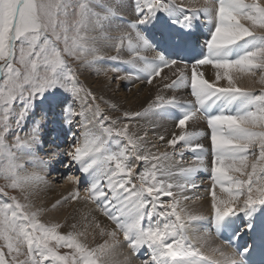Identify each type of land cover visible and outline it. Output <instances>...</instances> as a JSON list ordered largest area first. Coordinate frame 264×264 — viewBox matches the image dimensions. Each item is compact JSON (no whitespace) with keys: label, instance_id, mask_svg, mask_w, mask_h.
<instances>
[{"label":"snow or ice","instance_id":"obj_1","mask_svg":"<svg viewBox=\"0 0 264 264\" xmlns=\"http://www.w3.org/2000/svg\"><path fill=\"white\" fill-rule=\"evenodd\" d=\"M105 62L124 67L108 76ZM166 68L176 69L170 83ZM90 70L109 84L161 78L164 89L190 90L191 100L158 92L122 113L147 121L164 151L145 150L147 131L115 127L120 118L101 104L117 106L81 83ZM257 72L264 84V0L196 9L176 0H0V264H112L121 234L134 255L146 252L141 264H264V88L237 84ZM201 118L206 130H190ZM158 121L174 129L156 132ZM55 164L81 176L66 177L77 187L52 207L93 204L114 227L88 214L67 232L42 221L31 198L48 180L37 169L50 174ZM201 172L210 174L209 215L185 206ZM89 228L101 238L94 246ZM213 232L227 235L231 253L209 246Z\"/></svg>","mask_w":264,"mask_h":264},{"label":"bare ground","instance_id":"obj_2","mask_svg":"<svg viewBox=\"0 0 264 264\" xmlns=\"http://www.w3.org/2000/svg\"><path fill=\"white\" fill-rule=\"evenodd\" d=\"M194 1L197 3L199 8H202L205 6H211L210 0H194ZM194 9H196V8H194ZM109 54H114V53H109ZM111 66L108 67L105 64L99 65L101 70H107L108 71V76H113V75L115 76L117 73H113L110 71ZM175 71H176V69H174V68L167 69V70L162 71V75H166L169 78H171L172 76H174L173 73ZM203 73H204L206 79H209V80L214 79V70L211 68V66H206L203 69ZM119 74L122 75L123 73L121 72ZM96 76H97V78L93 80L94 85L91 88V91L94 90V92H96L97 95H100V97L102 96L105 101L109 100L108 102H110L112 100V103L117 106V109H120L123 111H139V110H141L142 108L147 106L146 102L148 100L154 98L153 93L157 92L156 87L153 85L148 86L146 83L145 86H141L139 84L137 87L132 86L129 88L128 93H131V95L129 97L122 98L120 96V94L118 93L119 91L116 90L114 87H112L111 84L108 83V77H106L104 75H96ZM259 80H260V77H257L255 79V77H249V76L245 75L242 77V79H239L237 81V84L239 87L247 88V89L250 88V90L253 91L254 89L252 90V88H264V84H261L259 82ZM123 82L124 81H121L119 83L117 82V84H123ZM157 82L159 84L158 86H160L162 82L165 83V81H163L162 79H159ZM239 82H241V83H239ZM159 94H161V93H159ZM181 95H183V94H180V96ZM146 96H150L147 101L145 100ZM103 105L107 106L105 104H103ZM144 105H146V106H144ZM101 106H102V104H101ZM104 108L108 109L106 107H104ZM120 117H123L122 114ZM126 122H128V123L130 122L131 131H133L137 134L143 135L145 130H147L148 133L149 132L153 133V130L150 129L147 121H144V120L128 121V120H126ZM157 123L162 125L161 127H158L155 130L156 132H159V133H164L166 131V129H170V127L172 126L167 121H158ZM190 124H192V122ZM193 127H195V126H193ZM172 130H173V128H172ZM151 136L154 138V141L159 142L156 139L155 135L151 134ZM147 142H149V141H147ZM151 144L152 143L149 142L146 144V146H150ZM64 147L66 149L67 144H65ZM72 169H76V168L73 167V168H71V170ZM29 170L31 171L32 169H29ZM141 170H143V166H141ZM37 171H40L41 174H47V180H48V183L46 185H41L40 191L32 197V202L36 203L35 207L45 209V212L43 213V215L41 217L42 221L52 222V223L58 222V223L65 224V227L62 228L61 231L67 232V231L71 230V225L74 223L78 225V228H82L83 224L85 223V221L83 220V216H84V214H88L89 220H91V217L94 216L96 219H98L100 221V223L103 226L114 227L113 225L110 224V222L107 220L106 217H104L99 211L96 210L94 205L85 204L83 201L76 202V201L69 200L67 203H63V204L59 205L58 207L53 208L52 205L55 204L57 200H61L63 197L68 196V194L71 191H73L77 187V185L71 183L69 180H67L65 178L64 179L61 178L63 173L61 175H59V171L62 172V165H60V164H56L55 170L50 171V174H48L49 170L47 171V170L37 169ZM70 171L68 169L66 170L67 173H69ZM59 178H60V180H59ZM51 181L56 182L57 186L52 184ZM51 185L52 186L54 185V187H52ZM79 190H80L81 196H84V188H80ZM218 190H219V188H217V192H218ZM210 202H211V198L206 197L205 200H203L197 204L195 201H188L187 203L189 205H185V206L187 208H189L191 211L207 215V214H210ZM88 231H89L88 243L90 245L94 246L95 243L101 242V238L98 235H96L95 241L93 240V233H92L91 228H89ZM213 234H214V237H216L214 232H213ZM200 235H201V233H194L193 234L194 237H198ZM119 239L122 242V236L121 235H120ZM207 239H208L209 246L219 247L227 253L232 252V250L230 249V247L227 244L222 243V242H218L211 235ZM200 242L201 241L197 242L198 246H199ZM205 251L207 252V248H205ZM111 261H112V264H138L137 262H135V260L132 257H129V254L127 253L125 246L123 244H120L119 246H117L115 248L114 252L111 254Z\"/></svg>","mask_w":264,"mask_h":264},{"label":"rangeland","instance_id":"obj_3","mask_svg":"<svg viewBox=\"0 0 264 264\" xmlns=\"http://www.w3.org/2000/svg\"><path fill=\"white\" fill-rule=\"evenodd\" d=\"M176 2H177V4H181V3H183L184 5H186V6H188V7H190V8H192V9H194V8H199V6L197 5V3L194 1V0H176ZM148 55H149V57H151V53H148ZM125 58H127V57H125ZM108 63V64H107ZM103 64H105L106 66H111V65H113V64H115V66L116 67H124V65H122V64H120L119 62H105V63H103ZM206 67V66H205ZM204 67V68H205ZM164 70H167V68L166 69H163V71ZM114 76V75H113ZM257 77H260V73L259 72H257V74H256V76H255V79L257 78ZM97 78V76H96V74H95V72L93 71V70H90V71H86V72H83L82 73V75L80 76V80H81V83L84 85V88L86 87L87 89H90L91 90V88L93 87V85H94V82H93V80L94 79H96ZM206 78V77H205ZM84 79V80H83ZM159 79H161V78H154V80H153V84H151V85H153V86H155L156 87V90H157V92H154L153 93V96L155 97L157 94H158V92L159 93H161L162 95H164V96H171V95H173V94H176V95H178L181 99H189V97L186 95V94H188V93H190V90H188V89H186L185 91L184 90H181V91H179V92H173L172 90H167V89H164L163 88V82L161 83V85L160 86H158L159 84H158V80ZM172 79H175V76H172L171 78H169V81H167V82H169L170 83V81L172 80ZM242 79V78H241ZM250 82V81H249ZM239 83H241V82H239ZM111 85H112V87H114L116 90H118L119 92V94H120V96L122 97V98H126V97H129L130 95H131V93H128V91H129V88L130 87H132V86H135V87H137L139 84L141 85V86H145L146 85V82H144V83H141V82H138V81H134V82H128V81H124L123 82V84H117V82L115 81V80H113L111 83H110ZM148 86H149V84H147ZM85 88V89H86ZM250 89V88H249ZM254 89V90H253ZM262 88H252V90H253V92H254V94H259V92H260V90H261ZM93 92H94V90H92ZM122 94H121V93ZM95 94H96V92H94ZM152 94V93H151ZM180 94H183V95H181L180 96ZM185 94V95H184ZM97 95V94H96ZM184 96V97H183ZM97 97L99 98L100 97V95H97ZM149 97L150 96H146L145 97V100L147 101L148 99H149ZM151 100V99H150ZM150 100H148L147 102H146V104H148V102L150 101ZM106 101H109V100H106ZM187 101V100H186ZM111 103H112V100L110 101ZM102 106L103 107H106L107 108V106H104L103 104H102ZM144 106H146V105H144ZM124 111L123 110H120V109H118V110H110V109H105V114H107V115H110V116H112L113 118L115 117V118H117V117H119L120 118V121H119V123L117 124V125H115V127H117V128H119V127H122L123 126V124L124 123H128V122H126V120L123 118V117H120L121 116V114L123 113ZM114 118V119H115ZM167 122H169L172 126V128L174 129V125H173V123L171 122V121H167ZM191 123V122H190ZM129 124H130V122H129ZM197 125H199V122L198 123H192V124H190V128H192L193 126H197ZM170 127V129H166L167 131H170V130H172V128ZM196 128V127H195ZM145 131H147V130H145ZM144 131V132H145ZM151 134L152 135H154L153 133H151V132H149L148 133V131H147V136H146V142L147 141H149L150 143H152L150 146H146L145 145V150H149V149H151V150H153V151H164L165 150V148H164V146L161 144V142H157V141H154V138L151 136ZM149 142H147V143H149ZM146 143V144H147ZM154 146V147H153ZM66 159V158H65ZM66 170L67 169H63V167H62V173H64V172H66ZM69 171L71 170V168L70 169H68ZM73 170V171H72ZM69 173H66L65 174V179H66V177L67 176H69V175H71V176H73V177H80L81 176V174L76 170V169H72ZM48 171V170H47ZM64 171V172H63ZM73 172V173H72ZM52 182V181H51ZM4 183V181L3 180H0V184H3ZM60 183V182H59ZM52 184H54V185H56L57 186V184H56V182H52ZM54 185L52 186V187H54ZM87 187V182H82V187L81 188H84V191H85V188ZM83 190V189H82ZM218 192H219V190H218ZM10 195H18V193H13V192H10L9 193ZM186 195H189V194H191V192H188V191H186V193H185ZM84 195H85V193H84ZM191 197V199L190 200H193V198L194 197H192V196H190ZM209 198H211V195H210V197ZM32 199V198H31ZM34 204V206L36 205V203H33ZM92 205V204H91ZM186 205H189L188 203H186ZM58 207V206H57ZM63 251V250H62Z\"/></svg>","mask_w":264,"mask_h":264}]
</instances>
